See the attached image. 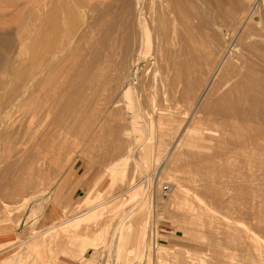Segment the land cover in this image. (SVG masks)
I'll use <instances>...</instances> for the list:
<instances>
[{
    "label": "rangeland",
    "instance_id": "rangeland-1",
    "mask_svg": "<svg viewBox=\"0 0 264 264\" xmlns=\"http://www.w3.org/2000/svg\"><path fill=\"white\" fill-rule=\"evenodd\" d=\"M147 1L146 16L149 18L148 20L150 22V16L152 13L149 14V8L151 9L150 5H152V3L150 0ZM171 1L172 0H170L169 3H171ZM64 2L66 9L63 10V12H65L62 13V16L63 14L66 16H63L65 18L63 19L62 23V26L64 25V33L63 31L61 32L63 33L61 38L64 36L66 48L61 56L65 59L67 58V63L69 64L70 62L69 65H72L74 64L75 60L77 61L79 56L83 53V51H77V49L81 50L85 46L89 47V45H91L94 41V38L95 41L98 38V36H96L93 32V30H95L94 24L98 19L96 10L97 3L96 0H64ZM178 2L180 4V8L178 6L180 10L178 9V11L175 9L173 13L176 15H173L175 17H177V15L179 16L175 19L176 21L173 20L172 22L175 24L178 21V24L176 23L179 29H177V36H173L170 29L171 32L169 34L167 33V36L162 41L160 38L158 39L154 33L151 40V45L145 49H139L140 42L138 43V40H141L142 35L140 30H138L140 35L137 36V33L135 36L137 30L136 28L138 27L136 26L137 22H134V28L136 27L134 30V36L137 39H135V43L138 44H136L133 53H130V56L128 57L127 54H124V52L120 50H116L117 52L114 50L110 53H102V55H104L103 58H107L105 54L110 55L109 57H111L112 60L106 59L107 61L105 58V61H102L103 58L97 55L96 58H101L99 59L101 60V64H103V66H105L107 69H105L106 72H101L102 74H100L99 80L93 84V86L69 81L66 80L64 76L63 78L61 76V78L57 79L53 85L51 84L52 86L50 85L51 88L49 86V88L47 87L48 90H46V92L41 93V95H39L40 93L38 94L40 98L43 95L45 97V93L48 91V94H50L48 99L46 98L47 100H44V97L41 98L42 101L44 100L43 102L46 101V103H49L51 99L60 96L58 101L57 99H54L53 101L51 100L49 104L44 103V106L47 107L45 108L48 113L47 115L56 112V116H54L55 113L51 114L54 116V119L51 116L52 121H61V119L65 118L62 120L65 127L63 126V129L58 130L60 133H56V129L51 126L50 134H52V131L54 130L56 134L53 132L54 135L52 134L50 136L51 139L49 142L50 145L47 147L48 149L44 148V146L42 147L37 145L35 146L36 149L33 148L35 155L37 154V157L39 155L41 157L42 155L41 160H44L41 162L39 159L40 157H35V160L38 163L34 161L31 164L29 163V166H26L27 163L24 162L23 165L21 162L24 160L23 158H20L18 150H23V148L26 147L28 148L31 146V144L28 143L24 147V145L15 144V142L16 140L21 139L20 134L23 135V133L26 131L25 128H28L31 124V114L33 116L31 109L33 110L34 103H30L29 106H27V102L22 99L20 100V104H18L19 100H15V93L18 89H21L24 86L27 88L29 85H32L30 86L32 89L29 87L28 89L33 90V82L29 80V78L32 74V69H30L32 66V59L36 55L38 56L42 52L40 56L44 54V59L49 58V61L51 60L50 58H53L54 61L60 57L58 54L50 50L48 51L49 55L50 53H54L56 55L53 56L52 54V56L49 57L48 54H46L47 51L45 49V51H42V49L40 50L41 52L37 51L38 53L32 52L33 47L31 46V39L29 37L28 30L30 24L29 12L33 8V0H0V56H4L3 58H5L6 63L8 61L6 56L9 59L8 63L3 65L6 67H0L2 70L0 71V235L4 233V236H10V234L15 236V230L22 225L23 220L27 222L25 228L30 230L27 236L22 235L18 236V238L15 237V240L18 242L22 240L25 241H22L7 249L4 247L0 248V264H62V262H66L67 264H190V260H187L190 259L187 257L188 253L190 254V251L188 252L189 249L191 250L192 255L199 251L200 253H196V255L200 254L197 255V259H199L198 256H201L204 259L207 258V261L205 260L206 262L204 263H208L210 257V244L214 239H217V236L215 235L219 234V237L222 236V227H227L226 225L228 224H232L231 226H237L238 224H235V219L238 220V223L239 221L241 222L239 223V226L241 224V228L248 227V229L250 228L251 231V229L253 230L252 227H254V235L257 234L256 232L263 231V233L261 232L262 237H260L261 233L259 232L260 234H257V236L255 235V238L256 240L261 238L262 242H264V229H261L262 227L264 228V204H262L264 202V141L262 139L264 138L261 137V135L264 137V132L259 135L255 134L253 136V134L249 132L253 127L252 123L249 128L248 125L244 126L245 128L242 127L244 134L241 136V139L243 138V140H240V142H242V148L239 146L241 150L238 148L239 152L237 151V156L236 154L233 155L234 153H227L225 155V148L226 150H228V148L229 150L231 149L229 147L230 141H234L236 139L235 142H238V136L233 133V129L237 124L235 120L237 121L238 119H235L234 115L233 118L230 115V118L227 116L228 119L223 116V119H221V115L215 114L216 112L213 110L215 106H213V104H217V102H219L218 96L225 94V92L226 94H229L228 92H232L234 89L233 84L238 85V80L240 82V79L242 78L240 76L243 75H237L239 74V70L242 71L241 73L244 72L243 74L245 75L253 69V73L257 71L256 75L260 76L261 78L263 76L264 78V0H254V2L253 0H178ZM173 3H175L174 0ZM171 4L169 5V8H174V6H176H172ZM175 4H177V2ZM251 10L253 13L255 12V15L260 17L262 20V24H260L261 28L263 26L262 29L255 23V21H250L249 23L245 24V26L241 23H238V19L243 14V12H249ZM258 14L260 15L258 16ZM201 16H203L205 19L204 23H202L200 20ZM167 17L168 22L166 24L168 30L169 25H171L170 20L172 17H170L169 14H167ZM191 23L193 25H191ZM149 24L152 31H154L155 29L153 28L157 27V23L152 24V22H150ZM201 24L204 27H201ZM171 27L172 26H170V28ZM224 27H228V29H231V27H233V29L236 28L237 30L234 31L233 34H235V32L239 33L233 35L234 37L236 36L235 38L231 37L230 39H227L228 41H226L225 33L223 31ZM20 28L23 29L19 30ZM203 28L205 29L203 30ZM193 29L194 31H192ZM202 30L207 32L206 35L205 33L204 35L201 33ZM83 32H88V35H86L88 37L85 40L80 39V36ZM154 37L158 40H156ZM237 40L241 42L239 43ZM186 41L187 43H190L191 47H187ZM247 42H251V46L255 45L253 48L257 46L258 48H256V51L254 49H249L250 46L247 47ZM237 44L240 46V48H237L239 47ZM220 45L223 47H220ZM233 45L236 49L233 47ZM136 47H138L137 50ZM237 49L240 50L238 51ZM237 51L238 53L241 52L242 54H238ZM229 53L234 55L233 58ZM45 54L48 58L45 57ZM169 55L171 57H169ZM238 55H240V57L243 58L246 63H241L243 59H241ZM90 57L91 56H85V59H89ZM234 57H237L236 60H238L236 61ZM177 63L180 64L177 65ZM233 66L237 69L236 71L238 73L235 72ZM223 68L224 70L222 71ZM231 68L234 71H232ZM247 69L249 70L248 72ZM234 72L237 76H239V79L237 76L234 77ZM103 74L104 78L101 79ZM18 80L22 82H18ZM177 81H179V83ZM189 82L194 86L193 89L189 88L192 87L191 85L187 86ZM85 85L87 88H84L86 87ZM131 85L136 88V91L134 92L135 99L132 98L133 95L128 96L123 94L127 87H130ZM83 89H86V92H84ZM81 90L87 97L86 101L84 100L85 103L81 102L83 101L82 97L79 95ZM119 90L120 93L118 92ZM204 91L206 93H204ZM189 93L190 95L188 97ZM232 93L230 94L231 97L234 96L233 100L239 96H235L234 93ZM61 97L64 100L63 103L62 99L60 100ZM40 98L39 101L36 98V104H39L40 102L43 103ZM59 100L62 104L59 102ZM68 101L71 105H68L69 108H66L67 106L65 104H69ZM75 102L78 103L76 104ZM241 102L244 103L242 105L243 107L241 106ZM241 102L240 106L242 108H248L249 110L253 108L249 103L246 104L248 101ZM80 103H83V105ZM86 104L88 105L87 109ZM17 105L20 106L17 107ZM48 105L50 107H48ZM89 105H91V107ZM104 105H106V107ZM206 105L209 107L212 105L213 107L211 106L212 108H209ZM51 106L56 110L53 109L52 111ZM60 107L64 108L61 109ZM72 107L73 110L76 107L75 110L77 109V112H75V110L74 112H71ZM205 107L212 109V112H210V110L207 111V108ZM15 108L18 109L16 110ZM78 108L82 109L78 110ZM19 109L22 110L19 111ZM67 109H70V111ZM97 109L99 110L97 111ZM253 109L255 110V108ZM27 110H29L30 114L27 112ZM95 112H98V114ZM92 113L94 115L96 114V116H93V118L97 119L98 122L93 121L95 119L92 118L91 121H93L94 124L96 122V124L94 127L92 126L93 124L91 125L92 128L90 127V131V129L87 127L90 126L89 124L91 121L88 120V118L91 119ZM24 114L26 116L30 115V118H28L29 123H27V118ZM78 115H80V117L75 119L78 117ZM115 115L117 116L116 119ZM256 115L257 121L260 118V121L262 122H256L254 121L256 118H254L253 123L255 125L259 123L258 128L262 127V130H264V119H262L260 115ZM20 117H23L24 119L26 118V123L23 119L22 123L24 124H22L20 121L22 119ZM84 117L86 120H81ZM222 120L226 121V123H229L228 126H231H229L231 130L228 126V128L225 127V122ZM73 121H77L78 123L76 122L74 125L71 123ZM87 121H89V124L86 127ZM101 121L102 125L100 127L99 124L101 123L99 122ZM33 124H35V122ZM33 124H31V127L36 130V124ZM260 124H262V126ZM19 125L21 129L19 128ZM147 125H149V127ZM243 125L244 124H242V126ZM22 126L25 128L22 129ZM66 126L69 128H66ZM115 126L118 127L116 128ZM83 127L84 129L86 127L87 131L82 129ZM120 127L121 129H118ZM94 129L97 130V132L95 131L96 134L95 132H92ZM218 129L220 130L218 131ZM19 131H21V133ZM114 131H116V133ZM224 132H228L229 135L234 134L235 136L233 135L231 137L234 140L230 139L227 133L226 136L229 138L228 139L224 135L226 134ZM246 132L247 134H245ZM111 133L113 135H111ZM249 133L252 134L253 137ZM114 134L116 135L115 137ZM119 134H121L122 137L118 136ZM248 135H250L249 137L253 139L251 140ZM147 136L149 140L147 139ZM256 136H258V139ZM259 136L261 137L260 139L262 141L259 139ZM8 137L13 138L14 140L12 141V139ZM55 137H57L56 140ZM7 138L8 143L6 142ZM238 139H240V137ZM10 140L11 142H9ZM118 140H122V148L115 149L113 145H115ZM223 141L228 143L227 144L224 142V144H227V147L223 146ZM249 141H251V143H255V145L254 143L251 145L253 148L250 147L251 143ZM235 142H231V147H233ZM138 143L142 145L138 150L139 155H134V157L131 158L133 161L129 164L130 167L128 166V170L130 171H128L125 180H123L124 178L119 179L120 181L117 180L119 184H116V181L114 184L113 179H110L111 176L109 174V165H113L114 160L118 161L123 155H126L131 148L135 147V145H139ZM162 143L165 145L164 147H160ZM193 144L197 146L192 147L191 145ZM127 146L129 147L128 149L126 148ZM246 147L247 149H245ZM191 148H194L197 151L190 150ZM174 150H177V152L175 151V154H178L179 157H177L179 162L177 158L174 159L176 162L174 160V162L168 160L170 153H174ZM199 150L205 151L206 153ZM44 151L48 153H45ZM246 152H249V157H247L248 161L246 158ZM227 159L229 160L227 161ZM18 160H20V164L22 165L19 164ZM239 160L240 162H238ZM226 162H228L229 165L232 164L230 165L231 167L228 165V170H225L227 173L231 175V173L235 174V172L238 171L236 172L237 174H235V176L242 182L236 178L235 179L238 181L237 184L240 181L242 183L240 186L245 188V190L242 192H244L246 195L249 193V195L252 196L249 198L247 196V200H251H249L250 203L248 204L249 201H246L247 203L244 202L246 195L242 194V192H239L240 194H238L234 189V191L231 190L234 186L232 185L234 182H231L232 178L230 179L228 174L226 175H228L227 177L229 178H227L226 175H224L225 177L223 176L224 179H227L226 181L224 180L225 182L223 181V184H226L230 181L228 186L230 187V184L232 183V187L229 189V187L226 186L227 184L222 185L225 186L224 189L227 187L229 192L231 190L230 195L232 194L234 196L236 194V197L240 196V200L242 199L241 201L244 202L241 203L243 205L246 204L245 206L247 208L249 207V210H246V207H243L242 209L243 205L236 200L237 203L240 204H237L239 208L236 207L239 212H236L237 210L232 209L230 206H228L229 208L225 206L226 209L228 208V211L224 210V207L221 206V208L224 210L223 211L221 210L219 204L218 206H215L217 203H213L212 200H208L210 197L207 193L206 194L208 195V198L207 195L204 194L206 192L204 185L203 187L201 186L202 184H205V173L207 172V169L212 167V165L214 166L216 163H222L221 165L224 166ZM141 163H145L144 167ZM198 165H200V167ZM226 166L224 167L227 169ZM134 168L135 171H133ZM231 168L233 172L230 171ZM29 169L30 171L31 169L35 171L29 172ZM32 173L34 174L32 175ZM28 174L31 175L29 176ZM132 174L134 175L132 176ZM131 176L135 178V183L133 185L129 183L130 179L132 178ZM240 176L242 179L239 178ZM26 177L29 181L26 180ZM244 178L245 180L243 181ZM243 183H247L248 185L246 184V186ZM165 185L168 187V193H166L164 190ZM246 189L249 191L247 192ZM90 191L92 192V197L95 198L98 195V197L94 199H97V202H94L95 205L105 202L109 204H105V207L103 206L104 210L101 218L94 221L93 223L90 222L88 225H86L87 227L84 224L78 227V225H76L74 222H66L79 213L76 207L78 203H80L83 198L88 195V193H90ZM205 206H209L213 210L215 207V209L218 211L216 212L209 208V211H206L208 209ZM131 209H134V211H132L133 213H130ZM242 210H244V214L242 213ZM245 211L247 212L246 214ZM249 211L252 212L250 213ZM255 211L256 215L258 214L257 216L254 214ZM207 212H210L209 217L212 220L209 219ZM211 213L216 214H214V216ZM247 214L250 215L248 216L249 220L246 219L247 216L245 217ZM260 214L261 216H259ZM216 215L217 217L220 216V219H224V222L221 220L223 224L219 222V219H217V221L220 224L218 222L215 223L216 220H214V217H216ZM223 216L227 217L223 218ZM254 216L258 217L259 221H257V223L255 221V226H251L249 222L251 220L253 221L254 219L256 220ZM249 217H251V219ZM208 219L211 222L214 220L212 225ZM225 219L228 223L226 225L224 224L226 223ZM230 219L233 221H230ZM40 220L47 224H40ZM247 220L249 222H247ZM96 222H98V225L100 224V227L96 224ZM259 222H263V224H259ZM244 223L247 225V227L243 226ZM252 223L254 224V222ZM129 224L133 225L132 234L130 235V240L125 244L126 236L123 234V228L127 227ZM214 224L217 225L219 231L216 230V225L213 227ZM37 225L39 226L37 227ZM258 226L260 227L259 230L257 228ZM214 228H216L215 231H212ZM99 229L102 231H99ZM255 229L257 230L256 232ZM8 231H11L10 234L6 233ZM208 234L212 235L213 237L209 236ZM15 240H13L12 243L15 244ZM121 241L127 247L124 245L123 248H120ZM260 244H258L256 247H261L264 251V243L261 245ZM125 247L127 254L132 249L136 250L134 255H127L128 257L126 260ZM234 247V245H231L229 251H232L231 253L235 260L232 257L226 260L227 264H253L254 261V264H264V256H262L264 254L261 252V249H256L259 253H256L253 250L254 253L251 257L249 254L246 256V254H244L245 252L241 250L238 251L239 249ZM172 250L175 254L171 252ZM192 250L196 251L194 252ZM203 251L205 252L204 254L209 253V257L206 256L207 254H201ZM257 254L261 255V257H257ZM249 256L251 258L248 259ZM252 258H254L253 262L252 260L250 261ZM258 258L262 259V261L259 262L260 260H258ZM204 259H202V262L201 258L199 259L200 261H197L201 262L202 264ZM236 259L238 260L236 261ZM239 260L243 263H241ZM231 261H233V263ZM235 261L236 263H234Z\"/></svg>",
    "mask_w": 264,
    "mask_h": 264
},
{
    "label": "bare ground",
    "instance_id": "bare-ground-1",
    "mask_svg": "<svg viewBox=\"0 0 264 264\" xmlns=\"http://www.w3.org/2000/svg\"><path fill=\"white\" fill-rule=\"evenodd\" d=\"M151 1V3H152V5H150L151 6V9L149 8V14H151V20H150V22H152V24H154V23H157V27L155 28L153 25V29H155L154 31H152V29H151V26H150V22H149V18H147V16H146V10H147V7H146V4L148 3V1L147 0H96V10H97V17H98V19H97V21H96V23L94 24V27H95V30H93V32L95 33V35L96 36H98V38L96 39V41H95V38H94V41L92 42V44L91 45H89V47H84L83 49H81V50H78L77 49V51H83V53L79 56V59H77V61L75 60V62H74V64H72V65H69L70 64V62H69V64L67 63L68 62V60L66 61V59L64 58V57H62L61 55H62V53H64V50H65V40H64V36H63V38H61V36H62V34L64 33V29H63V27H64V25L62 26V23H63V19H65L64 17L66 16V15H64L63 14V16H62V13H64L63 12V10L64 9H66V5H65V2H64V0H33V2H34V5H33V8H32V10L29 12V16H30V24H29V30H28V34H29V37H30V39H31V46L33 47L32 49H33V51L32 52H37V51H39V52H41L40 50L42 49V51L45 49L46 51H47V53L46 54H48V56L49 57H51L52 56V54H53V56L54 55H56V54H58L59 55V59H55L54 61H53V58H50L51 60L49 61V58L47 57V55L45 54V57L46 58H48V59H44V54H42L41 56H40V54L42 53H40L38 56L36 55H34L35 57L32 59V66H31V68L30 69H32V74L30 75L31 77L29 78V80H31L32 82H33V90H29L28 89V87L29 88H31L30 86H32V85H29L27 88L24 86L23 88H21V89H18L17 91H16V93H15V100H19V102H18V104H20V100H22V99H24V101L25 102H27V106H29V104L30 103H34L33 105H34V108H33V110L31 109V113L33 112V116H32V114H31V119L32 120H30V122H31V124H33L34 122H35V124H33V125H35V129H36V127H37V129L36 130H34V128H32L31 126V124L29 125V127L27 128H25V133H23V135L22 134H20L21 135V139H19V140H16V142H15V144H19V145H24V147H25V145L26 144H28V143H30L31 144V146H29L28 148L26 147V148H23V150L22 149H19L18 150V154L20 155V158H23V160L24 161H21L22 163H23V165H24V162L25 163H27L26 164V166H29V163L31 164V163H33L34 161H36L35 159L36 158H39L40 157V155L37 157V154L35 155V153L33 152V148H35L36 149V145L37 146H44V148H47L50 144H49V142H50V136L53 134V132L55 133V130L54 131H52V134H50L51 133V129H50V127L52 126L53 128H55L56 129V133H58L59 131L58 130H61V129H63L62 127L64 126V122H62V120H64L65 118H63V119H61V121H59V120H51V116L53 117V119H54V116H56L57 114H56V112H53V113H55V115L53 116V115H51V114H53V113H49L50 115H47L48 113H47V110L45 109V108H47V107H45L44 105V103H46V101L45 102H43L44 100H47L48 99V96L50 95V94H48V91H47V93H45L46 95H45V97H44V95L41 97V98H43L44 97V100L42 101V99L39 97V95H41V93H44V92H46V90H48V88L50 87L51 88V86L53 85V83L55 82V81H57V79H59V78H61V76H62V78H63V76H64V78L66 79V80H69V81H73V82H79V83H82V84H89V86L90 85H92L93 86V84H95L98 80H99V78H100V74H102L101 72H103L104 73V71H105V69H107V68H105V66H103V64H101V60H99V59H101V58H96V56L98 55V56H100V57H102L103 58V56L104 55H102V53L104 54V53H110V52H113L114 50H115V52H117L116 50H120V51H122V52H124V54H127V57L128 56H130V53H133V51H134V49H135V46H136V44H138L139 42H140V47H139V49H145V48H147V47H149L150 45H151V40H152V38H153V34L155 33V35L157 36V38L159 39L160 38V40H162L163 41V39L167 36V33L169 34L171 31H172V33L171 34H173V36H177V29H178V27H177V25H176V23L178 22H176L175 24L174 23H172L173 22V20L174 21H176L175 19L176 18H178V16L179 15H177V17H175L174 15H176L175 13H173L174 12V10L175 9H179L180 8V4H179V2H178V0H174L175 1V3L177 2V4H175V3H173V0L171 1V3H173V4H171V3H169L170 2V0H150ZM166 2H168L169 3V5L171 4L172 6H174V5H176V6H174V8H169V5H168V3H166ZM253 2H254V0H253ZM192 3V2H191ZM191 3H190V5H191ZM189 5V4H188ZM171 6V7H172ZM178 6H179V8H178ZM260 7V6H259ZM227 8V7H226ZM193 9V8H192ZM150 10H151V12H150ZM180 10V9H179ZM178 10V11H179ZM184 10V9H183ZM257 10V9H256ZM194 11V10H193ZM260 11V10H259ZM258 12V11H257ZM177 13H179V12H177ZM194 13H195V11H194ZM167 14H169L170 15V17H172V15H173V17H174V19H173V17L171 18V20H170V23H171V25H169V31L167 30V22H168V17H167ZM239 14V13H238ZM257 14V13H256ZM185 15V14H184ZM260 14H258V16H259ZM187 16V15H186ZM181 17H182V15H181ZM188 17V16H187ZM197 17H198V15H197ZM223 17V16H222ZM186 18V17H185ZM261 18H262V16H261ZM182 19V18H181ZM198 19V18H197ZM235 19H237V18H235ZM178 20V19H177ZM185 20V19H184ZM190 20V19H189ZM200 20H201V22L202 23H204V21H205V19L203 18V16H201L200 17ZM263 20H264V18H263ZM65 21V20H64ZM230 21V20H229ZM250 21H255V23L258 25V26H260V28H261V25L260 24H262V20L260 19V17H257L256 15H255V12L253 13L252 12V10L251 11H249V12H243V14L239 17V19H238V23H241V24H243L244 26H245V24H247V23H249ZM134 22L136 23L137 22V24H136V26L138 27V28H136L137 30H136V33H135V36H136V34H137V36L138 35H140V32H141V40L139 41L138 40V43H135V39H136V37L134 36V30H135V28H134ZM180 23V22H179ZM64 24H65V22H64ZM178 24V23H177ZM184 24V23H183ZM188 24V23H187ZM222 24V23H221ZM234 24V23H233ZM156 25V24H155ZM186 25V24H185ZM191 25H193L192 23H191ZM170 26H172L171 28H170ZM190 26V25H189ZM242 26V25H241ZM240 26V27H241ZM177 27V28H176ZM201 27H204L202 24H201ZM24 28H26V27H24ZM193 28V27H192ZM262 28H263V26H262ZM261 28V29H262ZM23 28H20L19 30H22ZM94 29V28H93ZM170 29H171V31H170ZM191 29V28H190ZM205 28H203V30H204ZM235 29V30H234ZM233 29V27H231V29L229 28L228 29V27L227 28H225L224 27V29H223V31H224V33H225V37H226V41H228L227 39H230L231 37L233 38L234 36L233 35H236V33H239V32H235V34H233V32L234 31H236L237 29L236 28H234ZM264 29V28H263ZM138 30H140V32L138 31ZM179 30V29H178ZM201 31V33L204 35V33H205V35H206V33L207 32H204V31ZM63 31V33H61ZM192 31H194V29L192 30ZM258 31H260V30H258ZM261 32V31H260ZM86 33V32H85ZM84 32L81 34V36H80V39H87V37L88 36H86V35H88L87 33L85 34ZM192 33V32H191ZM223 33V34H224ZM243 33V32H242ZM92 35H93V33H92ZM202 35V36H203ZM248 35V34H247ZM95 36V37H96ZM155 36V37H156ZM194 36V35H193ZM94 37V36H93ZM154 37V38H155ZM169 37V36H168ZM190 37H191V35H190ZM236 37V36H235ZM234 37V38H235ZM252 37V36H251ZM193 38V37H192ZM247 38V37H246ZM254 38H256V37H254ZM140 39V38H139ZM156 39V38H155ZM158 39H156V40H158ZM169 39V38H168ZM172 39V38H171ZM191 39V38H190ZM210 39V38H209ZM239 39V38H238ZM249 39V38H248ZM260 39V38H259ZM258 39V40H259ZM137 40V39H136ZM166 40V39H165ZM179 40V39H178ZM239 40H241V39H239ZM239 40H237L239 43L241 42V41H239ZM191 41V40H190ZM189 41V42H190ZM231 41V40H230ZM137 42V41H136ZM183 42V41H182ZM219 42V41H218ZM232 42H234V41H232ZM231 42V43H232ZM237 42V43H238ZM246 42V41H245ZM2 43V42H1ZM159 43H162V42H159ZM167 43H169V42H167ZM207 43V42H206ZM238 43V44H239ZM248 43V42H247ZM251 43V42H250ZM250 43H248V46L247 47H252V48H250L249 47V49H254L255 51H256V48H258L257 46L255 47V48H253L255 45H253V46H251V44ZM23 44V43H22ZM186 44H187V47L189 48V46H190V43H187V41H186ZM221 44V43H220ZM227 44H228V42H227ZM237 44V46H239ZM6 45V44H5ZM80 45H81V43H80ZM167 45V44H166ZM217 45H218V43H217ZM221 45H223V44H221ZM220 45V47H223V46H221ZM236 45V44H235ZM263 45V44H262ZM72 46H74V45H72ZM82 46H84V45H82ZM207 46V45H206ZM229 46V45H228ZM230 46H231V44H230ZM185 47V46H184ZM191 47V46H190ZM233 47H234V45H233ZM264 47V46H263ZM137 48L138 47H136V50H137ZM162 48V47H161ZM172 48V47H171ZM226 48H228V47H226ZM230 48H232V47H230ZM235 48V47H234ZM237 48H240V46L239 47H237ZM246 48V47H245ZM262 48V47H261ZM31 49V48H30ZM75 49V48H74ZM73 49V50H74ZM168 49V48H167ZM181 49H182V47H181ZM187 49V48H186ZM203 49H204V46H203ZM202 49V50H203ZM223 49V48H222ZM236 49V48H235ZM263 49V48H262ZM44 50V51H45ZM52 51V52H54V53H56V54H54V53H50V55H49V53H48V51ZM190 50H192V49H190ZM199 50V49H198ZM228 50H230V49H228ZM238 51L240 50V49H237ZM259 50V49H258ZM169 51V50H168ZM223 51V50H222ZM225 51V50H224ZM238 51H237V53H238ZM251 51V50H250ZM167 52V51H166ZM178 52V51H177ZM252 52V51H251ZM254 52V51H253ZM38 53V52H37ZM86 53H87V55H86ZM88 53H89V55H88ZM129 53V54H128ZM159 53V52H158ZM157 53V54H158ZM226 53V52H225ZM236 53V54H237ZM239 53H241V52H239ZM238 53V54H239ZM123 54V55H124ZM163 54V53H162ZM187 54V53H186ZM189 54V53H188ZM229 54H231V53H229ZM232 54H233V52H232ZM231 54V55H232ZM235 54V53H234ZM242 54V53H241ZM257 54V53H256ZM261 54V53H260ZM2 55V54H1ZM3 55H5V54H3ZM67 55V54H66ZM211 55V54H210ZM209 55V56H210ZM231 55H229V56H231ZM258 55V54H257ZM42 56H43V59H42ZM69 56V55H68ZM85 56L87 57H89V56H91L89 59L88 58H86L85 59ZM105 56H107V58H105V60L106 59H111V57H109L110 55H106L105 54ZM190 56V55H189ZM226 56H227V54H226ZM233 56L234 55H232V58H233ZM235 56H237V55H235ZM239 57H240V55H238ZM242 56V55H241ZM4 57V56H3ZM3 57H1L0 56V67L2 66V67H6V66H3L6 62V60H5V58H3ZM72 57H73V55H72ZM76 57V56H75ZM169 57H171L170 55H169ZM179 57V56H178ZM6 58H7V60L9 61V59H8V57L6 56ZM57 58V57H56ZM70 58H71V56H70ZM104 58L102 59V61L104 60ZM213 58V57H212ZM230 58V57H229ZM228 58V59H229ZM235 58V57H234ZM237 58V57H236ZM236 58H235V60H236ZM241 58V57H240ZM260 58V57H259ZM42 59V60H41ZM162 59V58H161ZM184 59V58H183ZM190 59V58H189ZM241 59H243V58H241ZM74 60V59H73ZM99 60V61H98ZM104 60V61H105ZM112 60V59H111ZM232 60V59H231ZM234 60V59H233ZM238 60V59H237ZM236 60V61H237ZM8 61H7V63H8ZM70 61H71V59H70ZM107 61V60H106ZM199 61V60H198ZM216 61V60H215ZM222 61V60H221ZM235 61V62H236ZM241 61V60H240ZM263 61H264V59H263ZM67 64H66V63ZM72 62V61H71ZM178 62V61H177ZM191 62V61H190ZM206 62V61H205ZM244 62H245V60L243 59V61H241V63H243L244 64ZM6 63V64H7ZM108 63V62H107ZM112 63V62H111ZM118 63V62H117ZM224 63H226V62H224ZM246 63V62H245ZM173 64H175V63H173ZM180 63H177V65H179ZM227 64V63H226ZM229 64V63H228ZM232 64V63H231ZM240 64V63H239ZM118 65V64H117ZM167 65V64H166ZM176 65V66H177ZM188 65V64H187ZM214 65V64H213ZM220 65V64H219ZM234 65V64H233ZM237 65V64H236ZM246 65V64H245ZM254 65H255V63H254ZM110 66V65H109ZM116 66V65H115ZM181 66V65H180ZM190 67V66H189ZM199 67V66H198ZM219 67V66H218ZM217 67V68H218ZM234 67V66H233ZM238 67H240V66H238ZM243 67V66H242ZM245 67V66H244ZM171 68V67H170ZM174 68V67H173ZM177 68V67H176ZM184 68V67H183ZM216 68V67H215ZM3 69V68H2ZM192 69V68H191ZM194 69V68H193ZM198 69V68H197ZM232 69V68H231ZM234 70H235V72H237L236 70V68L234 67L233 68ZM232 69V71H234ZM28 70V69H27ZM219 70H221V69H219ZM224 70V68L222 69V71ZM253 70V69H252ZM252 70H248L247 69V74H243V73H241L242 71L241 70H239V74H237V75H243V76H240V77H242L241 79H240V82H239V76H237L236 75V73H235V76L234 77H238V79H236V80H238V85L236 84H233L234 85V89L232 90V92L234 93V95L235 96H238L237 98H235L234 100H233V97H231V94L230 93H232L230 90V92H228L229 94H226V92H225V94H221V95H219L218 96V101L219 102H217V104H213V106H214V112H216L215 114H217V115H221L220 117H221V119H223L222 118V116L223 117H225V118H227L228 119V117L230 118V115H231V117L233 118V115H234V118L235 119H238L237 121L235 120V122L237 123L236 124V126L234 127V129H233V133H235L237 136H238V138L240 137V139H238L237 138V141L238 142H235V140L233 139V138H231L233 135L232 134H230L229 135V133H230V130H231V126L229 127L228 126V122L226 123V121H224V120H222V121H224L225 122V127L226 128H230V130H229V133H228V137H230V139H233L234 141H230V144H232L233 142H235L234 143V145H233V147H231V145L229 144V147L231 148L230 150H229V148H228V150H226V148H225V151L226 152H224L225 153V155L227 154V153H229V154H232V153H234L233 155H235L236 154V156H237V153L239 152L238 151V148L241 150V148H242V142H240V140H243V138L241 139V136L244 134L243 133V128H245L244 126H247L248 125V128H249V126L251 125V123H252V125H253V127L251 128V131H249V132H251L252 134H253V136L256 134H262L263 132H264V130H262V127H259L258 128V126H259V123L257 124V125H255L254 123H253V120H254V118H256V114H258V115H260L261 116V118L262 119H264V78H263V76H262V78L260 77V76H258V75H256V72L257 71H255V73H253V71ZM0 71H2L1 69H0ZM23 71V70H22ZM110 71V70H109ZM198 71V70H197ZM212 71V70H211ZM252 71V72H251ZM106 72V71H105ZM192 72V71H191ZM193 72H195V71H193ZM229 73V72H228ZM238 73V72H237ZM264 73V72H263ZM191 74V73H190ZM193 74V73H192ZM197 74V73H196ZM207 74V73H206ZM210 74V73H209ZM225 74V73H224ZM262 74V73H261ZM260 74V75H261ZM182 75V74H181ZM231 75H234V74H231ZM230 75V76H231ZM20 76V75H19ZM164 76V75H163ZM167 76V75H166ZM189 76V75H188ZM192 76V75H191ZM226 76V75H225ZM102 78H104V74L102 75V77H101V79ZM193 78V77H192ZM176 79V78H175ZM180 79V78H179ZM233 79V78H232ZM28 80V81H29ZM192 80V79H191ZM203 80V79H202ZM20 80H18V82H19ZM27 81V82H28ZM111 81V80H110ZM181 81V80H180ZM186 81V80H185ZM198 81V80H197ZM17 82V83H18ZM20 82H22V81H20ZM26 82V83H27ZM120 82V81H119ZM178 83H179V81H177ZM187 82H188V80H187ZM231 82V81H230ZM31 84V83H30ZM52 84V85H51ZM192 84V83H191ZM190 84V82H189V84H187V86L188 85H191ZM51 85V86H50ZM129 85V84H128ZM181 85H182V83H181ZM202 85V84H201ZM227 85V84H226ZM232 85V86H233ZM49 86V87H48ZM86 86V85H85ZM186 86V87H187ZM192 87H189V88H191V89H193V85H191ZM210 86V85H209ZM48 87V88H47ZM213 87V86H212ZM231 87V86H230ZM84 88H87V86L86 87H84ZM126 88V87H125ZM124 88V89H125ZM196 88V87H195ZM194 88V89H195ZM32 89V88H31ZM124 89H122V90H124ZM171 89H173V88H171ZM187 89V88H186ZM214 89V88H213ZM232 89V88H231ZM84 90V92H86L85 90L86 89H83ZM121 90V91H122ZM175 90V89H174ZM188 90V89H187ZM207 90V89H206ZM205 90V91H206ZM217 90V89H216ZM136 91V88L133 86V85H131L130 87H127V89L124 91V95H128V96H131V95H133L132 96V98L133 99H135L134 97V92ZM177 91V90H176ZM190 91V90H189ZM204 91V93H206ZM49 92H50V90H49ZM82 90L80 91V93H79V95H80V97H82V100L83 101H81V102H84V100L86 101V95H85V93H84ZM119 93H120V90L118 91ZM216 92H219V91H216ZM40 93V94H39ZM211 93V92H210ZM232 93V94H233ZM235 93H238V94H235ZM39 94V95H38ZM79 95H78V98H79ZM189 95H190V93L188 94V97H189ZM223 95V96H222ZM177 96V95H176ZM200 96V95H199ZM13 97H14V95H13ZM60 97V96H59ZM59 97L57 96V98H54V99H57V101H58V99H59ZM203 97V96H202ZM220 97V98H219ZM36 98L38 99V101H39V98L41 99V101L43 102V103H37L36 104V102L35 101H37L36 100ZM47 98V99H46ZM50 98V97H49ZM78 98H76V99H78ZM184 98V97H183ZM187 98V97H186ZM201 98V97H200ZM54 99H51L52 101L54 100ZM62 99V97L60 98V100ZM216 99V98H215ZM50 100V99H49ZM48 100V101H49ZM51 100L49 101V103L51 102ZM60 100H59V102H60ZM75 100V99H74ZM79 100H80V98H79ZM194 100V99H193ZM216 100V101H217ZM63 99H62V103H63ZM200 101V100H199ZM241 101H248V102H246V104L247 103H249L253 108H255V110L252 108V109H248V108H242L243 106V102H241ZM21 102H23V101H21ZM135 102V101H134ZM133 102V103H134ZM240 102L242 103L241 104V106H240ZM24 103V102H23ZM48 103V102H47ZM46 103V104H47ZM48 103V104H49ZM61 103V102H60ZM59 103V104H60ZM61 103V104H62ZM68 103H69V101H68ZM70 103H71V100H70ZM65 104L67 107L66 108H69L68 107V105L70 106L71 104ZM76 104L78 103V102H75ZM85 103V102H84ZM87 103V102H86ZM26 104V103H25ZM25 104H23V105H25ZM55 104H57V103H55ZM72 104H73V101H72ZM75 104V105H76ZM80 104H82L83 105V103H80ZM88 104V103H87ZM86 104V109H87V105ZM91 104V103H90ZM135 104V103H134ZM16 105V104H15ZM32 105V106H33ZM85 105V104H84ZM92 105V104H91ZM91 105H89L90 107H91ZM197 105V104H196ZM20 106V105H19ZM18 105H17V107H19ZM21 106H22V104H21ZM57 106H59V105H57ZM63 106V105H62ZM61 106V107H62ZM77 106V105H76ZM95 106V105H94ZM105 107H106V105H104ZM109 106V105H108ZM201 106V105H200ZM207 107H209L208 105H206ZM212 105H210V107H211ZM212 106V107H213ZM16 107V106H15ZM26 107V106H25ZM48 107H50L49 105H48ZM52 107V106H51ZM60 107V108H61ZM73 107H74V105H73ZM73 107H72V111L71 112H74V110H75V108H74V110H73ZM135 107V106H134ZM207 107H205V108H207ZM209 107V108H210ZM211 107V108H212ZM20 108H22V107H20ZM64 108V107H63ZM63 108H61V109H63ZM65 108V109H66ZM83 108V107H82ZM82 108H78V110H81ZM136 108V107H135ZM250 108V107H249ZM16 110L18 109V108H15ZM23 109V108H22ZM22 109H19V111H21ZM26 109H28V108H26ZM26 109H25V111H26ZM29 109V110H30ZM52 109V111H53V107L51 108ZM58 109H59V107H58ZM85 109V110H86ZM29 110H27V112H29ZM54 110H56V109H54ZM67 110H69L70 111V109H67ZM77 110V109H76ZM75 110V112H77ZM99 109H97V111H98ZM208 110H210V112H212V109H208L207 108V111ZM83 111V110H82ZM91 111V110H90ZM136 111V110H135ZM49 112V111H48ZM80 112V111H79ZM87 112V111H86ZM118 112V111H117ZM24 113V112H23ZM89 113V112H88ZM96 114H98V112H95ZM115 113V112H114ZM25 114H26V112H25ZM24 114V115H25ZM29 114H30V112H29ZM71 114V113H70ZM76 114V113H75ZM86 114V113H85ZM96 114L94 115L93 113L91 114V119H89L88 118V120H92V118H93V116L95 117L96 116ZM118 114V113H117ZM66 115V114H65ZM67 115H68V112H67ZM66 115V116H67ZM82 115V114H81ZM90 115V114H89ZM256 115V116H255ZM19 116H22V115H19ZM26 116V115H25ZM30 115H27L26 116V118H27V123H29L28 122V118H30L29 117ZM50 116V117H49ZM84 116V115H83ZM85 116H87V115H85ZM103 116V115H102ZM212 116V115H211ZM228 116V117H227ZM24 117V116H23ZM23 117H20L22 120H20V119H18V120H20L21 121V123H22V121H23ZM65 117V116H64ZM80 117V115H78V117H76L75 119H77V118H79ZM88 117V116H87ZM86 117V118H87ZM97 117H99V116H97ZM116 115H115V119H116ZM25 118V119H26ZM33 118H34V121H33ZM50 118V119H49ZM57 118V117H56ZM59 118H61V117H59ZM69 118V117H68ZM70 118H71V116H70ZM81 118H82V116H81ZM212 118V117H211ZM224 118V119H225ZM257 118H258V116H257ZM257 118L254 120V121H256V122H258V121H260L261 119L259 118L258 119V121H257ZM25 119H24V122H25ZM93 119H95V118H93ZM114 119V118H113ZM227 119H225V120H227ZM17 120V121H18ZM51 120V121H50ZM66 120H68V119H66ZM70 120V119H69ZM72 120V119H71ZM81 120H83V121H85L86 119H85V117L83 118V119H81ZM104 120V119H103ZM110 120V119H109ZM193 120V119H192ZM16 121V122H17ZM33 121V122H32ZM93 121H97L98 122V120L97 119H95V120H93ZM93 121H91L90 122V124H89V121H87V124H86V127H87V125L89 124L90 126H88L87 128L88 129H90V127L92 128V126L94 127V125L96 124V122H95V124H94V122ZM115 121V120H114ZM206 121V120H205ZM221 121V122H222ZM239 121V122H238ZM76 122L77 121H73V122H71V123H73L74 125L76 124ZM80 122V121H79ZM93 122V123H92ZM105 122V121H104ZM193 122V121H192ZM262 121H260V123H261ZM17 123H19V122H17ZM26 123V122H25ZM70 123V122H69ZM78 123V122H77ZM81 123V122H80ZM80 123H79V125H80ZM99 123H101V124H99L100 125V127H101V125H102V121L101 122H99ZM147 123V122H146ZM206 123V122H205ZM209 123V122H208ZM232 123V122H231ZM234 123V122H233ZM263 123H264V121H263ZM262 123V124H263ZM14 124H16V123H14ZM22 124H24V123H22ZM66 124V123H65ZM93 124V125H92ZM235 124V123H234ZM242 124H244L243 126H242ZM262 124H260L261 126H262ZM18 125V124H17ZM21 125V124H20ZM20 125H19V128H20ZM27 125V124H26ZM25 125V126H26ZM78 125V126H79ZM92 125V126H91ZM97 125H98V123H97ZM96 125V126H97ZM254 125H255V127H254ZM9 126V125H8ZM16 126V125H15ZM14 126V127H15ZM28 126V125H27ZM114 126V125H113ZM148 127H149V125H147ZM228 126V127H227ZM65 127V126H64ZM68 126H66V128H67ZM86 127H85V129H84V127L82 128V129H84L85 131H87V129H86ZM116 127V126H115ZM118 127V126H117ZM116 127V128H117ZM221 127V126H220ZM243 127V128H242ZM18 128V127H17ZM18 128V129H19ZM23 128V126H22V129H24ZM69 128V127H68ZM73 128V127H72ZM98 128H99V126H98ZM97 128V129H98ZM211 128V127H210ZM263 128H264V126H263ZM21 129V128H20ZM19 129V130H20ZM42 129V130H41ZM100 129V128H99ZM113 129V128H112ZM118 129H121V127L120 128H118ZM124 129V128H123ZM206 129V128H205ZM114 130V129H113ZM220 129H218V131H219ZM228 130V129H227ZM4 131V130H3ZM17 131V130H16ZM85 131H83V132H85ZM90 131H91V129H90ZM97 132V130H95L94 129V131H92L93 133L94 132ZM223 131V130H222ZM20 133H21V131H19ZM96 132H95V134H96ZM115 133H116V131H114ZM245 132V131H244ZM248 132V131H247ZM247 132L245 133V134H247ZM39 133V134H38ZM55 133V134H56ZM60 133V132H59ZM89 133H91V132H89ZM101 133V132H100ZM224 133H226V132H224ZM227 133L226 134H224L225 136L227 135ZM110 134V133H109ZM250 134V133H249ZM252 134H250L251 136H252ZM54 135V134H53ZM104 135V134H103ZM111 135H113L112 133H111ZM207 135V134H206ZM205 135V136H206ZM250 135H248V137L250 136ZM18 136V135H17ZM16 136V137H17ZM94 136V135H93ZM92 136V137H93ZM108 136V135H107ZM116 135L114 134V137H115ZM118 136H121V134H119ZM235 136V135H234ZM252 136V137H253ZM15 137V138H16ZM86 137V136H85ZM95 137H96V135H95ZM122 137V136H121ZM224 137V136H223ZM227 137V136H226ZM227 137V138H228ZM246 137H247V135H246ZM257 137V139H258V136H256ZM261 137L262 138H264L263 137V135H261ZM260 136H259V139L261 138ZM8 138H10V139H12V141L14 140L13 138H11V137H8ZM8 138L6 139V142L8 143ZM56 138L57 137H55V140H56ZM250 138V137H249ZM255 138V137H254ZM18 139V138H17ZM109 139V138H108ZM116 139V138H115ZM118 139V138H117ZM120 139H122V138H120ZM147 139H148V136H147ZM224 139V138H223ZM226 139V138H225ZM229 139V138H228ZM228 139H227V142H228ZM251 140L253 139V138H250ZM5 140V139H4ZM53 140V139H52ZM93 140V139H92ZM149 140V139H148ZM216 140V139H215ZM220 140V139H219ZM222 140V139H221ZM246 140V139H245ZM261 140V139H260ZM263 141H264V139H262ZM261 140V141H262ZM117 141V140H116ZM122 141V140H121ZM120 140H118V142H116V144L115 145H113V147L115 148V149H120V148H122V142H121ZM147 141V140H146ZM254 141H255V139H254ZM258 141V140H257ZM9 142H11V140L9 141ZM51 142H53V141H51ZM56 142V141H55ZM124 142V141H123ZM148 142V141H147ZM224 142H226V141H223V144H224ZM226 142V143H227ZM232 142V143H231ZM250 143H251V141H249ZM54 143V142H53ZM166 143V142H165ZM220 143V142H219ZM224 144L223 146L224 147H227V144ZM245 143V142H244ZM247 143V142H246ZM253 143L254 142H252L251 144H250V147H252L253 148V146H251V145H253ZM258 143V142H257ZM52 144V143H51ZM139 144V143H138ZM145 144V143H144ZM217 144V143H216ZM221 144V143H220ZM55 145V144H54ZM126 145V144H125ZM127 145H129V144H127ZM202 145V144H201ZM254 145H255V143H254ZM257 145V144H256ZM16 146V145H15ZM131 146V145H130ZM140 146H142L141 144H139V145H135V147H133V148H131L128 152H127V154L126 155H123L118 161H113V165H109L110 166V168H109V174H110V179L112 178L113 179V183L116 181V184L118 183L117 182V180L118 181H120L119 179H123V180H125V177L127 176V174H128V171H130V170H128L129 169V167H130V163L133 161V160H131V158L132 157H134V155H137L138 154V150H139V148H140ZM165 145H163V143L161 144V146L160 147H164ZM192 147H195V146H197V145H195V144H193V145H191ZM205 146V145H204ZM241 148H240V147ZM247 146V145H246ZM218 147V146H217ZM248 147V146H247ZM247 147L245 148V149H247ZM41 148V147H40ZM127 149L129 148L128 146L126 147ZM142 148V147H141ZM180 148V147H179ZM249 148V147H248ZM48 149V148H47ZM50 149V148H49ZM125 149V148H124ZM177 149V148H176ZM181 149V148H180ZM189 149V148H188ZM237 149V150H236ZM243 149H244V147H243ZM12 150V149H11ZM178 150V149H177ZM177 150H174V153L172 152V153H170V155H169V157H168V160H170V161H173L175 158H177V160H178V162H179V159H178V154H175L176 152H177ZM185 150V149H184ZM190 150H195V151H197L196 149H194V148H191ZM224 150V149H223ZM10 151V150H9ZM36 151V150H35ZM176 151V152H175ZM194 151V152H195ZM199 151H201V150H199ZM238 151V152H237ZM242 151H245V150H242ZM241 151V152H242ZM247 151H249V150H247ZM38 152H40V151H38ZM45 152V151H44ZM184 152V151H183ZM201 152H205V151H201ZM236 152V153H235ZM16 153V152H15ZM40 153H42V152H40ZM45 153H48V152H45ZM45 153H44V155H45ZM199 153V152H198ZM206 153V152H205ZM247 153V154H246ZM246 153H244V154H246V158L247 157H249L248 156V154H249V152H246ZM17 154V155H18ZM139 155V154H138ZM199 155V154H198ZM178 156V157H177ZM186 156V155H185ZM205 156V155H204ZM221 156V155H220ZM232 156V155H231ZM6 157V156H5ZM36 157V158H35ZM215 157V156H214ZM213 157V158H214ZM19 158V159H20ZM41 158H42V155H41V157L39 158L40 160H41ZM181 158V157H180ZM189 158V157H188ZM212 158V157H211ZM221 158V157H220ZM227 158H228V156H227ZM145 159V158H144ZM187 159V158H186ZM185 159V160H186ZM242 159V158H241ZM21 160V159H20ZM20 160H18L19 161V164L21 163L20 162ZM44 160V159H43ZM43 160H41V162L43 161ZM196 160V159H195ZM194 160V161H195ZM209 160V159H208ZM229 159H227V161H228ZM231 160V159H230ZM234 160V159H233ZM236 160V159H235ZM141 161V160H140ZM175 162H176V160H174ZM173 161V162H174ZM181 161V160H180ZM189 161H190V159H189ZM209 161H211V160H209ZM224 161V160H223ZM247 161H248V158H247ZM172 162V163H173ZM184 162V161H183ZM197 162H198V160H197ZM225 162V161H224ZM238 162H240V160L238 161ZM242 162V161H241ZM36 163H38L37 161H36ZM146 163V162H145ZM144 163V164H145ZM181 163V162H180ZM190 163V162H189ZM210 163V162H209ZM208 163V164H209ZM228 162H226V164H227ZM233 163V162H232ZM135 164V163H134ZM142 165H143V167H144V164L143 163H141ZM200 164V163H199ZM204 164V163H203ZM206 164V163H205ZM217 164V163H216ZM212 165V167H210L209 169H207V172L205 173V175H206V180L204 181L205 182V184H202V186L201 187H203V185H204V189H205V195H209V197L210 198H208V195H207V198H208V200H212V202L213 203H217V205H215V206H218V204H219V206H220V208H221V206L222 207H224V210H227L229 207L228 206H230L232 209H235V210H237L236 212H239V210L236 208V207H238L237 206V204L238 205H240V204H242V203H244V202H248L249 200H247V196H248V198L249 197H252V196H250L249 195V193L246 195L244 192H242L243 190H245V188H242L241 186H240V184H242L241 182V180L240 179H238V178H236V176H235V174H237L236 172H238V171H236L235 172V174H233V173H231V175L229 174V173H227V171H225V170H228V167L230 166V165H232V164H230L229 165V163L227 164V166H226V164H224V166H226L227 167V169L224 167V166H222L221 164H217V165ZM20 165H22V164H20ZM136 165V164H135ZM135 165H134V167H135ZM195 165V164H194ZM218 165H221V166H218ZM229 165V166H228ZM25 166V167H26ZM35 166V165H34ZM129 166V167H128ZM179 166V165H178ZM199 167H200V165H198ZM23 167V166H22ZM30 167H32V166H30ZM133 167V166H132ZM137 167V166H136ZM192 167V166H191ZM208 167H209V165H208ZM231 167V166H230ZM225 168V169H224ZM19 169V168H18ZM21 169V168H20ZM23 169V168H22ZM26 169V168H25ZM33 169H35V168H33ZM137 169V168H136ZM194 169V168H193ZM204 169V168H203ZM230 169V168H229ZM144 170V169H143ZM171 170V169H170ZM197 170V169H196ZM22 171V170H21ZM29 172H32L33 170L31 169V171H30V169L28 170ZM35 171V170H34ZM33 171V172H34ZM133 171H135V168L133 169ZM169 171V170H168ZM201 171V170H200ZM230 171H232V168H231V170ZM240 171V170H239ZM50 172V171H49ZM146 172V171H145ZM185 172V171H184ZM229 172V171H228ZM233 172V171H232ZM21 173H23V172H21ZM239 173H241V172H239ZM34 173H32V175H33ZM135 174V173H134ZM134 174H132V176L134 175ZM226 174H228L229 176H230V179L232 178V180H231V182H234V184H232V185H234L233 186V188L231 189L232 191H236V193H238V194H240L239 192H242V194H244V195H246V199H245V201L244 202H242L241 200H240V196L239 197H236V194L233 196L232 194L230 195V193H231V190H230V192L227 190L228 188L226 187V189H224V187L225 186H223V185H226V186H228V183H230V181L229 182H227L226 184H223L227 179H224V175H226ZM21 175V174H20ZM26 175V174H25ZM29 175V174H28ZM31 175V174H30ZM29 175V176H30ZM193 175V174H192ZM228 175H226V177L228 176ZM131 176V177H132ZM146 176H147V174H146ZM198 176V175H197ZM202 176V175H201ZM200 176V177H201ZM224 176V177H223ZM196 177V176H195ZM199 177V176H198ZM238 177V176H237ZM150 178V177H149ZM192 178H193V176H192ZM197 178V177H196ZM204 178V177H203ZM223 178V179H222ZM227 178H229V177H227ZM238 179V180H240L239 181V183L237 184V182L238 181H236V179ZM239 178H241V176L239 177ZM30 179H33V178H30ZM130 179V178H129ZM134 177H132L131 179H130V184H134L135 183V181H134ZM242 179V178H241ZM26 180H27V177H26ZM123 180H121V181H123ZM149 180V179H148ZM148 180H147V182H148ZM193 180H194V178H193ZM198 180V179H197ZM225 180V181H224ZM229 180V179H228ZM245 180V178L243 179V181ZM27 181H29V180H27ZM224 181V182H223ZM146 182V181H145ZM146 182V183H147ZM31 183V182H30ZM29 183V184H30ZM142 183V182H141ZM112 184V183H111ZM115 184V183H114ZM113 184V185H114ZM119 184V183H118ZM180 184V183H179ZM223 184V185H222ZM230 184V187H229V189L232 187V185ZM244 185H246L247 183H243ZM201 185V184H200ZM244 185H242V186H244ZM248 185V184H247ZM246 185V186H247ZM138 186V185H137ZM146 186V185H145ZM133 187H135V186H133ZM245 187V186H244ZM95 188V187H94ZM93 188V189H94ZM96 189V188H95ZM120 189V188H119ZM133 189V188H132ZM181 189V188H180ZM203 189V188H202ZM234 189V190H233ZM136 190V189H135ZM164 190H165V192L166 193H168L167 192V190H168V187H167V185H165V188H164ZM182 190H183V188H182ZM247 190V192L249 191L248 189H246ZM93 191V190H92ZM130 192V191H129ZM253 192V191H252ZM91 191H90V193H88V195H86L84 198H83V200L80 202V203H78V205H77V207H76V209L78 210V214L76 215V216H73L71 219H69L68 221H66V222H74V223H76V225H78V227L80 226V225H88L90 222H94V221H96V220H98V219H100L101 218V216H102V214H103V210H104V207L106 206V205H109V204H107V202H105V203H99V205H95V203L94 202H97L96 200H94L95 198H97L98 197V195L94 198V197H92L91 196ZM207 193V194H206ZM235 193V192H234ZM264 193V192H263ZM251 194V193H250ZM254 194V193H253ZM262 195V194H261ZM261 195H260V197H261ZM262 197H263V195H262ZM236 198H239V199H236ZM243 199V200H244ZM238 202H240V204L239 203H237V201ZM240 200V201H239ZM110 201V200H109ZM251 201V200H250ZM250 201L248 202V204L250 203ZM210 202V201H209ZM212 202H210V203H212ZM242 202V203H241ZM246 202V203H247ZM209 203V204H210ZM106 204V205H105ZM201 204V203H200ZM262 204H264V202L262 203ZM105 205V206H104ZM142 205V204H141ZM206 205V204H205ZM213 205V206H214ZM243 205V204H242ZM246 205V204H245ZM245 205H243L242 206V209H243V207H246ZM104 206V207H103ZM204 206V205H203ZM202 206V207H203ZM210 206V205H209ZM209 206H205L207 209L209 208V209H212V208H210ZM212 206V205H211ZM225 206L226 207H228L227 209L225 208ZM250 206V205H249ZM253 206V205H252ZM262 206V205H261ZM201 207V208H202ZM235 207V208H234ZM205 208V209H206ZM218 208V207H217ZM239 208V207H238ZM247 208V207H246ZM249 208V207H248ZM246 209V210H249V209ZM260 208V207H259ZM203 209H204V207H203ZM209 209L208 210H206V211H209ZM256 209V208H255ZM213 210V209H212ZM221 210H223L222 208H221ZM223 210V211H224ZM235 210H234V212H235ZM244 210H245V208H244ZM244 210H242L243 212V214H244ZM253 210H254V208H253ZM252 210V211H253ZM261 210V209H260ZM264 210V209H263ZM132 211H134V209H131L130 210V213H133ZM204 211V210H203ZM203 211H201V212H203ZM211 211V210H210ZM213 211H218L217 209H215V207H214V210ZM228 211V210H227ZM230 211H231V209H230ZM252 211H249L250 213L252 212ZM205 212V211H204ZM212 212V211H211ZM220 212V211H219ZM233 212V211H232ZM241 212V211H240ZM248 212V213H249ZM208 213V212H207ZM210 213V212H209ZM209 213H208V217L210 216L209 215ZM228 213V212H227ZM247 212L245 211V214H246ZM249 213V214H250ZM261 213V212H260ZM263 213V212H262ZM212 214V213H211ZM214 214H216V213H214ZM214 214H212V215H214ZM226 214V213H225ZM236 214V213H235ZM239 214V213H238ZM253 214V213H252ZM251 214V215H252ZM255 216H257L256 215V211H255ZM233 215V214H232ZM231 215V216H232ZM196 216V215H195ZM215 216V215H214ZM219 216V215H218ZM247 216V217H246ZM248 216H250V215H245V217H246V219H248ZM254 216V217H255ZM259 216H261V214L259 215ZM132 217V216H131ZM197 217V216H196ZM216 217H217V215H216ZM214 217L215 219L214 220H216L215 221V223L216 222H218L217 221V219H219V222L220 223H222L221 222V220L223 221L224 219H220V216L219 217ZM225 217H227V216H225ZM224 216H223V218H225ZM234 217V216H233ZM263 217V216H262ZM212 218V217H211ZM222 218V217H221ZM250 219H251V217H249ZM253 218V217H252ZM256 218V220L254 219L252 222H254V224L250 221H248L247 220V222H249L250 224H251V226L252 225H254L255 226V221H256V223H257V221H259V218L258 217H255ZM264 218V217H263ZM209 219H210V217H209ZM208 219V220H209ZM227 219V218H226ZM226 219H225V221H226ZM234 219V218H233ZM239 219V218H238ZM258 219V220H257ZM260 219H261V217H260ZM202 220H204V219H202ZM210 220H212V219H210ZM209 220V221H210ZM214 220L211 222V225L213 224V222H214ZM230 221H233V220H231L230 219ZM229 221V222H230ZM238 220L237 219H235V224H238L237 226H231L230 224H228L227 223V221H226V223H224L225 225L226 224H228V225H226L227 227H222V230L224 231H222V236H218L219 234H216L215 236H217V239H214L212 242H211V244H210V254H209V256H208V254L206 255V254H204L205 252L203 251V253H201V254H204V255H206V256H208L209 257V260H208V263H204V262H206L207 260V258L206 259H204V258H202L201 256H198L199 257V259L201 258V262H202V259H204V261H203V263L202 264H227V261L226 260H228V259H230V258H234V256H232V251H229L230 250V248H231V245H234L237 249H239L238 251H243V252H245L244 254H246V256L249 254L251 257H252V254L254 253L253 252V250L256 252V253H259V252H257V250L258 249H261V252H263V254H264V251L262 250V248L260 247V248H258V247H256L258 244H262V243H264V242H262V239H261V241L259 242V240H256V238H255V235L257 236V234H260L261 232L263 233V231H259V232H256L257 230V228H258V230L260 229V227L258 226L256 229H255V232L257 233V234H253L254 233V227H252L253 228V230L251 229V231H253V232H251L250 231V228L248 229V227H247V225H245V223L243 224V226H246L247 228H241L240 226H241V224H240V226H239V223H241L240 221H239V223L237 222ZM209 222V223H210ZM218 222V223H219ZM224 222V221H223ZM100 223V222H99ZM204 223H206V222H204ZM217 223V224H218ZM219 223V224H220ZM260 223H262L263 224V222H259V224ZM96 224L98 225V222H96ZM208 224V223H207ZM223 224V223H222ZM250 224H249V226H250ZM92 225V224H91ZM91 225H89V226H91ZM100 225V224H99ZM98 225V226H99ZM210 225V224H209ZM215 225L216 224H214V226L213 227H215ZM230 225V226H229ZM257 225V224H256ZM264 225V224H263ZM88 226V227H89ZM132 224H129L127 227H124L123 228V231H124V235L126 236V238H125V244H126V242L127 241H129L130 240V235L132 234ZM205 226V225H204ZM208 226V225H207ZM221 226V225H220ZM224 226V225H223ZM262 226V225H261ZM87 227V226H86ZM92 227V226H91ZM95 227H97V226H95ZM100 227V226H99ZM212 227V226H211ZM210 227V228H211ZM105 228V227H104ZM208 228V227H207ZM209 228V229H210ZM216 228H217V225H216ZM216 228H214L212 231H215V229ZM225 228V229H224ZM52 229V228H51ZM94 229V228H93ZM262 230L264 229L263 227L261 228ZM104 230V229H103ZM216 230H218L219 231V228H217ZM96 231V230H95ZM99 231H102V230H100L99 229ZM220 231H221V229H220ZM96 233V232H95ZM215 233H217V232H215ZM262 233L260 234L261 236L260 237H262ZM220 234V235H221ZM86 235V234H85ZM84 235V236H85ZM209 235V234H208ZM203 236V235H202ZM206 236V235H205ZM209 236H212V235H209ZM263 236H264V234H263ZM213 237V236H212ZM258 237H259V235H258ZM94 238V237H93ZM203 238V237H202ZM221 238H223V239H221ZM264 238V237H263ZM205 241V240H204ZM206 241H208V240H206ZM258 243H257V242ZM263 241H264V239H263ZM125 244H123L122 243V241H121V243H120V248L122 247H124V245ZM224 244H225V246H224ZM260 244V245H261ZM259 245V246H260ZM264 245V244H263ZM126 246V245H125ZM209 246V245H208ZM127 247V246H126ZM126 247H125V251H126V254H125V260L127 259V255H129V254H135L136 253V250L135 249H132V250H130V252H128V254H127V250H126ZM234 247V248H235ZM256 247V248H255ZM263 247V246H262ZM205 248V247H204ZM186 249H188V248H186ZM208 249H209V247H208ZM257 249V250H256ZM264 249V248H263ZM200 250H202V249H200ZM205 250V249H204ZM207 250V249H206ZM119 251H120V249H119ZM190 251V254L188 253V255H187V257L188 258H190V259H187V260H190V264H201V262H198L197 260H199V259H197V255H200V254H197L196 255V253H198V252H195L194 250H192V251H194L193 253H194V255L196 256H194V255H192V252H191V250L189 249L188 250V252ZM208 251V250H207ZM237 251V250H236ZM235 251V252H236ZM237 251V252H238ZM32 252H34V251H32ZM117 252H118V250H117ZM158 252V251H157ZM172 253H174V251L172 250L171 251ZM161 253V252H160ZM200 253V252H199ZM117 254V253H116ZM120 254V253H119ZM118 254V255H119ZM156 254V253H155ZM154 254V255H155ZM168 254V253H167ZM175 254V253H174ZM243 254V253H242ZM40 255V254H39ZM157 255V254H156ZM166 255V254H165ZM164 255V256H165ZM170 255V254H169ZM204 255H202V256H204ZM235 255V254H234ZM120 256V255H119ZM171 256V255H170ZM248 257V259L249 258H251V257ZM257 257H261V255H259V254H257L256 255ZM262 256H264V255H262ZM186 257V256H185ZM239 257V256H238ZM237 257V258H238ZM241 258V257H240ZM245 258H247V257H245ZM247 259V260H248ZM254 258H252V259H250V261L252 260V262L254 261L253 260ZM163 260V259H162ZM206 260V261H205ZM234 260H235V258H234ZM238 259H236V261H237ZM244 260V259H243ZM246 260V261H247ZM258 260H260L259 262H261L262 261V259H259L258 258ZM264 260V259H263ZM200 261V260H199ZM236 261L234 262V263H236ZM240 261V260H239ZM245 261V260H244ZM232 263H233V261H231ZM241 263H243L242 261H240ZM248 262V261H247ZM246 262V263H247ZM245 263V262H244ZM251 263V262H250ZM255 263V261L253 262V264ZM258 263V262H257ZM175 264V263H174ZM261 264V263H260Z\"/></svg>",
    "mask_w": 264,
    "mask_h": 264
},
{
    "label": "crops",
    "instance_id": "crops-1",
    "mask_svg": "<svg viewBox=\"0 0 264 264\" xmlns=\"http://www.w3.org/2000/svg\"><path fill=\"white\" fill-rule=\"evenodd\" d=\"M42 219H45V218H42ZM39 223L40 224H44V225L47 224V223H43L41 220L39 221ZM26 225H27V222L23 220L22 225L19 228H16V230H15V236H12V234H10L11 231L6 232L7 234H10V236L9 235L8 236H4V233L2 235H0V248H3L4 247V248L7 249V248H10V247L15 246L16 244H18V243H20L22 241H25V240H22V241L18 242V241L15 240V237L18 238V236H22V235L23 236H27L29 234L30 230H28V229L25 228ZM38 226L39 225H37V227ZM13 240H15V244L12 243ZM9 244H11V245H9ZM8 245H9V247H8ZM87 254H88V252H87ZM62 264H67V263L66 262H62Z\"/></svg>",
    "mask_w": 264,
    "mask_h": 264
}]
</instances>
